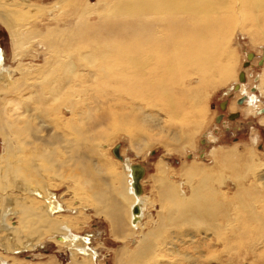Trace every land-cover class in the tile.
<instances>
[{
	"label": "bare ground",
	"instance_id": "6f19581e",
	"mask_svg": "<svg viewBox=\"0 0 264 264\" xmlns=\"http://www.w3.org/2000/svg\"><path fill=\"white\" fill-rule=\"evenodd\" d=\"M96 1L92 7L87 1L77 6L74 0H58L54 8L43 9L30 5V0H0V23L9 33L12 59L18 62L14 71L19 73L12 81L10 74L13 69H5V52L0 45V137L6 144L5 155L0 156V188H4L3 185L9 188L15 180L22 195H26L23 196L25 198L20 196L13 199L12 208L3 207L0 212V247L7 252L10 250L12 254L7 256L0 253V264H7L9 259L13 264H19L17 253L34 248L36 243L46 238L62 249H68L73 264H97V252L89 247L90 236H80L74 232L86 223L90 210L96 217L109 222L110 231L115 237H138L133 249H128L125 244L123 250L114 256V264H188L193 260H197L195 264H220V258L225 264H230L233 246L229 241L234 237L230 235L236 233L238 236V233L241 239L245 237L247 216L257 214L254 211L255 202L264 200V191L255 182L254 185L246 186L248 174L257 177L255 164L242 173L237 170L241 164L236 156L222 154L218 158L215 156L214 160L218 171L202 169L195 163L188 165L182 176L190 187L189 195L164 175L165 165L161 164L155 190L159 204L156 214L159 225L165 228L167 223L178 219L183 223L177 244L167 241L166 237L159 242L156 241L159 229L153 228L152 232L146 234L142 232L147 225L141 224L146 216V206L153 204L142 196V192L140 195L135 194L131 184L132 164L120 156L121 159H117L123 164L117 169V163L108 161L106 153L99 149L101 140L92 146L95 153L85 149L95 121H109L105 127L109 131L107 138H111L116 131L129 134V130L125 127L111 128L110 121L115 119L114 114L104 112L95 118L88 108L84 116L78 117L75 110L80 103L89 101V91L96 93L100 86L111 88L110 83H114L115 88L128 99L132 95L139 97L155 91H164L163 96L167 97L165 91L168 86H181L189 92L194 89L196 92L202 85L212 87L216 81L220 85L224 84L233 70L227 51L231 38L226 45L228 34L232 28L245 25L248 20L244 19L247 17L244 13L247 10L257 17L264 14V0ZM25 9L28 11L22 13ZM54 9L60 13L51 20H65L64 26L71 31L68 32L63 26L66 31L64 34L55 30L42 36L41 29L34 22H40L44 11ZM93 14L97 16L98 25L104 30L108 27L111 29L105 37L87 41L86 28ZM129 21V29L133 31L136 26L138 35L127 32L126 22ZM58 22L56 24L59 25ZM45 29L51 28L45 26ZM257 35L250 37L253 41L264 42V34ZM80 37L87 42H83ZM121 38H128V41L122 43ZM33 44L44 47L41 52L43 63L24 65L21 59L29 54ZM175 75H178V82ZM193 79L196 81L194 86L190 84ZM9 94H14L15 98H8ZM92 95L91 100L97 108L100 105L99 96ZM254 100V96H248L250 105ZM181 103V100L178 101L179 106ZM101 105L106 108V103ZM169 106L173 107V104L169 102ZM130 108L122 106L120 110ZM249 108L253 113L257 111L252 110V106ZM65 111L69 114L67 118ZM181 112L182 109L175 119L186 121L187 115L184 117ZM261 119L264 124V115ZM123 121H133L138 125L140 122L144 127L150 125L157 128L158 134L163 133V128L159 126H164L162 116L148 112L141 105L129 110ZM199 122L198 119L191 121L193 130L200 127ZM48 125L54 135L46 132ZM82 126L87 127L85 134ZM44 133L51 139L49 142L44 141ZM67 134V141L62 143V148H57L61 136ZM174 141L177 139L172 135L168 137L167 143ZM37 144L48 145L51 151L40 149ZM28 146L34 147L31 161L25 158ZM64 154L66 158L62 163L65 165L57 164V159ZM92 154L96 155L90 157L96 160L95 166L89 161ZM18 155L22 156V161L17 160ZM8 157L10 162L3 166ZM36 163L39 165L35 166ZM71 166L82 174L81 177L78 174L69 177L74 186L71 191L79 205L61 196L57 199L54 191L59 185L66 186L62 177L56 176L54 182L49 180L40 183L26 174L31 171L47 174L54 168ZM102 173L106 176H100ZM226 180H230L236 188L232 196L223 190ZM99 184L104 185V190H96ZM134 206H137L138 212H134ZM10 214L17 217V224L11 225L7 219ZM218 238H224V251L228 252L225 256L214 255L216 250L213 248L217 246ZM242 245V248L248 246ZM190 247L197 252L204 247L202 256H198L199 260L189 253ZM248 256L249 252H239L236 259Z\"/></svg>",
	"mask_w": 264,
	"mask_h": 264
},
{
	"label": "rangeland",
	"instance_id": "374dc122",
	"mask_svg": "<svg viewBox=\"0 0 264 264\" xmlns=\"http://www.w3.org/2000/svg\"><path fill=\"white\" fill-rule=\"evenodd\" d=\"M57 1L58 0H30V5L38 6L43 9L52 7L54 8ZM86 1L92 7L93 4L95 5V2H97L96 0H74L77 6H80V4L81 6L84 5V3H87ZM54 10H43L44 12L40 18V22H34L35 25L41 29L40 33L42 36H47L48 33H52L55 30H59L64 34V32H66L64 28L69 30L68 32L71 31L70 28L64 26L65 20H51L52 17H56L60 13L57 9ZM67 10H70V8ZM27 11L28 9L22 10V13H26ZM244 15L247 17L243 18L250 21L249 24H246L248 21H245L246 26L241 25L236 28H232L228 34V39H226L227 45L229 38H231L227 46V51L230 53V59L232 62L231 68L233 67V70L232 75H230L231 79L230 76H228L229 79L227 78L224 84L220 85L219 82L213 80V82L216 81V83H213L212 87L202 85V88L196 92L195 89L189 92V90H185L184 87L181 86H176L173 88L168 86L166 87L165 91L167 97L163 96L164 91H155L153 93L141 94L139 97L137 95L136 97L135 95H132L131 99H128L129 97L127 98L123 96V93L119 92V90L115 88L116 86L114 83H110L111 88L100 86L96 93L89 91L87 94L89 101L80 103L75 110L78 117L84 116V114L88 111V108L91 109V113L95 118L100 117L104 112H108V115L114 114L116 115L115 119L110 121L111 128L119 129L120 127H125L129 130V134L116 131L115 134L112 133L111 138H107L109 131H107L105 127L109 125V121L105 119L101 121H95L93 129L89 133L90 136L87 137V146L85 145V149L95 153L92 150V146L96 145V143L101 140L102 144L99 149H102L101 151L106 153V158L108 161L112 160V162L117 163V169H120L123 163L119 161L112 153V149L116 145H119V155L123 160L129 161L131 164H139L144 166L145 175L143 180L140 182L142 187V196L148 198L153 205L150 204V206H146L147 212L145 215L147 218L145 216L141 224L145 225V223H147V225L145 228H143L142 232L146 234L147 232H152L151 229L153 228H157V231L159 229L160 232H158L159 235L156 241L162 242L164 237H166L167 241H172L173 244H177L179 242L178 238L181 237L179 229L182 227L181 224L183 223L182 220L178 219L174 222L167 223L165 228L159 225L156 216L159 204L157 203L158 197L155 190L157 186L156 180L161 174V164L165 165L164 175L169 177L168 179L170 181L174 182L176 185H179L180 189L184 190L186 195H189L190 187L185 182L186 178L182 176L183 171L187 168L186 166L195 163L202 169H213L218 171V165L214 161L215 156L218 158L222 154H232L236 156L241 164V166L237 169L239 172L243 173L253 164L256 165V175L260 180H258L257 177H253L251 174H248L245 181L246 186L254 185L255 182L256 186L264 191V124L262 123L261 119L264 115V111L262 110L259 112L260 117H254L253 114H255L256 111L253 113L250 111L251 108H249L251 106L252 110H255L259 107L264 108V88L262 87V82L264 79V61L262 60L263 63L259 64L261 56L264 58V42L257 40L259 42L258 43L253 41L250 37L251 35H257L259 33L264 34V14H259V17H257L254 16V13L247 10ZM251 17L252 19L254 18V20H252ZM239 18L240 17H236L235 19ZM56 21H59V25L56 24ZM89 23L90 25L86 28L88 32V38L86 39L87 41H96L94 39H98L99 36L105 37L110 33L111 27H108L104 30L101 25L97 24L96 14L91 15L89 18ZM129 24L130 21L126 22L127 32L129 34L135 32L136 35H138L136 26L135 29L131 31L129 29ZM251 24L253 25L251 26ZM45 26H48L51 29L46 30ZM86 35L87 34H85V36ZM80 39L83 42H87L82 37H80ZM120 40V42L125 43L128 41V38H121ZM111 43L113 44L114 42ZM0 45L5 52V69H13V72L10 75L12 77V81H14L15 78L19 76V73L14 71V69L18 66V62L13 61L12 59V46L9 33L5 26L1 23ZM43 49V46L33 44L30 46L29 54L25 56L23 60L21 59V63L24 65L28 63L27 65L31 64L35 66L42 64L43 56L41 52ZM248 53L253 54L252 59L249 60L251 61V64L249 63L250 67H243ZM240 71H243L245 75V82L243 84L238 81V74ZM175 78L178 82V75H175ZM190 84L194 86L196 81L193 79ZM236 84L240 86V89H234V85ZM206 87L209 89H206ZM246 89L249 91L255 89V92L251 94ZM92 94L99 96L100 105L97 108L94 107V103L91 100V97H93ZM241 94L245 97L246 102L244 99L242 100L241 104H236L235 101L242 99V97H240ZM13 95L14 94H9L8 98L11 97L12 99ZM248 96H254L255 103L253 102L252 105H250L247 101ZM13 97L15 98V96ZM180 100L182 103L179 106L178 101ZM224 101L229 104V107L227 109L225 107V109L222 110L220 109L219 105ZM169 102L173 104V107L169 106ZM101 103H106L105 109ZM135 105H141L143 108H145V110L147 109L148 112H156V114L162 116V123L165 127L161 124H159V126L163 128V133L158 134L159 131L157 128H154L150 125L144 127L140 124V122L138 123L141 127L137 123H133V121L128 123L124 122L123 119L126 117L128 111L132 108H135ZM122 106L132 108L120 110V107ZM181 109V114L184 117L187 115L188 118L186 121L183 120L179 122L175 119V116L180 113ZM230 113H238V116L232 120H226V122L220 123L222 117H225ZM65 115L66 118L69 116L67 111H65ZM171 116H173V118H171ZM195 119L200 120V127L197 130H193V126L191 124V121ZM82 130L84 132L83 134H85L87 127L82 126ZM46 132H48L50 135H54L50 127L46 129ZM99 132H102L103 134L99 135ZM43 135L45 136L44 141L49 142L51 140L45 133ZM172 135H174L178 142L174 141L167 143L168 137ZM67 139L68 134L64 137L61 136V142L57 145V148H62V143L66 142ZM206 139H208L209 143L206 142ZM36 146H38L40 149L51 151V148L48 145L37 144ZM5 147L6 144L2 142L0 137V156H3ZM33 148V146L27 147L25 158L28 161H31L33 158ZM80 151H83L82 145H80ZM93 156L96 155H90L89 161L91 165L95 166L96 160L90 159V157ZM16 157L18 161H22V156L20 157V155H18ZM64 158H66V154L61 156V158H58L56 163L65 165L62 163ZM8 162H10L9 157L6 159V164L3 166H6ZM37 165H39V163L35 164V166ZM26 174L29 178L40 183L49 180L54 182V178L56 176L62 177V179L65 180L66 186L59 185L56 191H54L56 193L57 199H60L61 196L62 199L74 200L73 203L75 202L74 204L79 205L78 199H74L73 193L71 191L74 190V186L69 178L74 174H78L80 177L82 176V174L75 167H63L60 169L54 168L50 173L47 174L39 172L37 173L36 171H31L29 173L26 172ZM100 176L103 177L106 176V174L102 173ZM14 184H16L15 180L14 183L10 184L11 186L9 188H7L5 185H3L4 188H0L2 191H0V212H2V210L8 206L12 208L15 198H19L20 196L22 198L26 197V195H22V192L17 188V184L15 185L16 188L14 187ZM99 185L100 186L95 187L96 190H104V185ZM216 186L218 185H215V187ZM261 186H263V188ZM223 190L226 192L228 191L227 193H229V196H232L235 193L236 188L230 180H226ZM148 199L147 201L149 202ZM260 201L261 203L255 202L254 205V211L257 214L251 215L250 217L247 216L248 220L246 221L247 230L245 231V237L241 239V237H238L240 236L238 233V236L235 235L236 233H232V235H230H234V237H231L229 241L231 246H233L230 252L232 254L231 256L233 257V260L230 264H264V200ZM85 213L83 214L84 217L86 215ZM243 213L245 216V211H243ZM87 215L88 217L85 220L86 223H84L80 229H77L74 232L80 236H90L91 244L89 247L97 252V264H114V256H117L118 252L123 250V246L125 244H127L128 249H133L135 247L134 241L138 240V237L126 238L125 236L119 235L115 237L110 231V225L107 220L99 216L96 217L93 215L91 210L88 211ZM150 216L151 219L149 218ZM7 219L10 221L11 225H15V223L17 224L16 216L10 214ZM22 236L24 237L25 235L22 234ZM222 239L224 238H218V242H216L217 246L213 248L216 250L214 255L225 256V254L228 253L227 251H224ZM242 244L248 246L242 248ZM35 245L36 246L32 249L17 253V263L73 264L70 258L71 255L69 250L65 248L62 249L61 246L59 247L56 245L50 240V238H46L42 242H38ZM203 248L204 247H201L202 251ZM4 250V248L2 249L0 247L1 254L12 256L10 250L8 252ZM201 250L197 252L198 250L190 247L189 253L194 255L195 258H198L199 255L202 256L203 254ZM239 252L243 254L249 252V256L245 259L237 260L236 258ZM123 257H125V255ZM199 259L200 258H198V260ZM220 259H222L220 264H225L223 258ZM50 260L53 261L50 263ZM196 261L197 260H193L188 264H195ZM7 264H13L12 260H7Z\"/></svg>",
	"mask_w": 264,
	"mask_h": 264
},
{
	"label": "water",
	"instance_id": "95a60500",
	"mask_svg": "<svg viewBox=\"0 0 264 264\" xmlns=\"http://www.w3.org/2000/svg\"><path fill=\"white\" fill-rule=\"evenodd\" d=\"M253 57V54L252 53H248L247 54V61H249L251 58ZM244 62L243 64V67H246V65L248 64V62ZM259 64H262L261 61ZM238 81L239 82H244L245 81V75H244V72L243 71H240L239 74H238ZM238 85L236 84L234 86V89L235 90H238ZM239 104L242 103V100L238 101ZM225 104H222L220 105V109H224ZM236 116H234L233 118L232 117H228V119H234L235 117L238 116V114H235ZM219 118V117H218ZM218 121V120H217ZM118 150H119V145H116L113 150H112V153L113 155L118 158V159H121L119 153H118ZM130 170H131V179H132V185H133V188H134V192L136 195H140L141 192H142V188H141V185H140V180L143 178L144 176V169L141 165L139 164H132L130 166ZM133 210L134 212H138V208L137 206H134L133 207Z\"/></svg>",
	"mask_w": 264,
	"mask_h": 264
},
{
	"label": "flooded vegetation",
	"instance_id": "af4514ba",
	"mask_svg": "<svg viewBox=\"0 0 264 264\" xmlns=\"http://www.w3.org/2000/svg\"><path fill=\"white\" fill-rule=\"evenodd\" d=\"M262 60L264 61V58H262V56H261V59H260L261 63H263ZM246 61H247V58H246ZM246 61H245V62H246ZM260 61H259V62H260ZM247 62H248V64H247L246 66H249V63L251 64V61H247ZM249 67H250V66H249ZM244 82H245V81H244ZM244 82H243V83H244ZM234 86H235V85H234ZM246 90H247V89H246ZM247 91H249V90H247ZM254 92H255V89H252L251 91H249V93H251V94L254 93ZM240 97H242V99H240V100H244V99H245V97H244L242 94H241ZM240 100L235 101L236 104H237L238 101H240ZM245 102H246V99H245ZM222 104H225V105H226V106L224 105V107H223L224 109H225V107H226V109L229 107V104H228L226 101H224ZM220 105H221V104H220ZM220 105H219V107H220ZM260 109L264 111V108H261V107L257 108V109H256V110H257L256 113L253 114L254 117H260V114H259ZM235 110H236V109H235ZM235 110H234V111H235ZM236 112H237V111H236ZM236 114H238V113H236ZM221 116H223V115H221ZM234 116H236L234 113H230V114L226 115L225 117L223 116V117H222V120H221L220 123H224V122H226V120H232V119H228V117H232V118H233ZM261 116H262V115H261ZM220 118H221V117H220ZM255 130H256V129H255ZM256 131H258V130H256ZM258 135H259V132H258ZM206 142L209 143L208 139H206ZM256 146H257V145H256Z\"/></svg>",
	"mask_w": 264,
	"mask_h": 264
}]
</instances>
